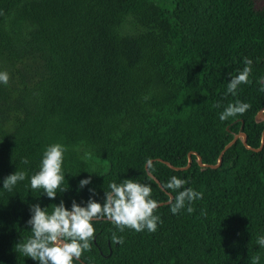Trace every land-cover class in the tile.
I'll return each instance as SVG.
<instances>
[{
    "label": "trees",
    "instance_id": "16d2710c",
    "mask_svg": "<svg viewBox=\"0 0 264 264\" xmlns=\"http://www.w3.org/2000/svg\"><path fill=\"white\" fill-rule=\"evenodd\" d=\"M157 1L165 6L0 0V70L10 74L0 85V182L33 173L44 148L61 143L69 186L55 200L37 198L27 179L0 192V264H37L15 249L31 234L32 204L87 201L89 187L102 202L109 182L129 178L152 186L157 231L125 229L117 244L115 226L98 221L80 264H264V0ZM245 57L250 83L225 95ZM237 99L249 110L220 121ZM172 176L203 193L191 214L171 213Z\"/></svg>",
    "mask_w": 264,
    "mask_h": 264
},
{
    "label": "clouds",
    "instance_id": "9594fccd",
    "mask_svg": "<svg viewBox=\"0 0 264 264\" xmlns=\"http://www.w3.org/2000/svg\"><path fill=\"white\" fill-rule=\"evenodd\" d=\"M243 67L236 74L230 76L227 82L225 95L235 97L241 85L250 83L253 73V61L245 57ZM10 74L0 70V85L9 83ZM258 91L264 92V77L258 78ZM216 107H220L217 103ZM251 105L248 102L235 100L228 103L218 113L220 121H227L236 116H242ZM66 146L61 143L47 145L39 159L37 170L28 174L25 170H15L0 182V192H13L16 186L28 181L26 187L37 193L36 197L44 196L55 200L59 194L68 191L65 183L66 171L64 168ZM22 164H28L27 158H22ZM92 184V177L82 178L78 181V190ZM186 179L172 176L165 187L175 195L169 196L170 211L173 215L186 210L189 214L194 211V201L203 198V193L192 187H185ZM90 193L87 201L79 203L72 199L69 206L60 199L58 203L42 207L40 203L32 204L29 208L30 216L26 224L30 228V235L15 245L16 252L30 258L37 264H80L81 256L92 248L95 240L98 221L106 220L115 226L111 239L119 244L125 229L137 233L157 231L162 222L156 210L160 206L153 198V188L148 183L134 179H123L122 182L111 181L107 191H103L102 202L95 199V189L89 187ZM257 245L264 247V236H258ZM252 264H259V257L252 258Z\"/></svg>",
    "mask_w": 264,
    "mask_h": 264
},
{
    "label": "water",
    "instance_id": "95a60500",
    "mask_svg": "<svg viewBox=\"0 0 264 264\" xmlns=\"http://www.w3.org/2000/svg\"><path fill=\"white\" fill-rule=\"evenodd\" d=\"M262 114H263V111H260V112L258 113V117H261ZM238 137H241V138L243 139V144H244V146L247 148V145H246V143H245V136H244V134H240L239 136H236V137H235V140H236ZM259 150H260V149H258V150H256V151H259ZM188 163L190 164V161H188ZM198 164H199V166H201V167L204 166V165L201 163V159H200V158H198ZM219 164H220V161H219L218 165H216V166H210V167H212V168H217V167L219 166ZM147 172H148V170H147ZM150 177L153 178V176H151V175H150ZM156 182H157V181H156ZM157 183H158V182H157ZM158 185H159V187H161L159 183H158Z\"/></svg>",
    "mask_w": 264,
    "mask_h": 264
},
{
    "label": "rangeland",
    "instance_id": "374dc122",
    "mask_svg": "<svg viewBox=\"0 0 264 264\" xmlns=\"http://www.w3.org/2000/svg\"><path fill=\"white\" fill-rule=\"evenodd\" d=\"M157 3H159L160 5L162 6H165V4L161 3V2H158L157 0H155ZM256 7L259 8V9H264V1H261V2H257L256 3ZM14 23H16V25H18L19 27H25L27 26V24L23 23V22H20V21H17V20H13ZM129 28V27H128Z\"/></svg>",
    "mask_w": 264,
    "mask_h": 264
}]
</instances>
